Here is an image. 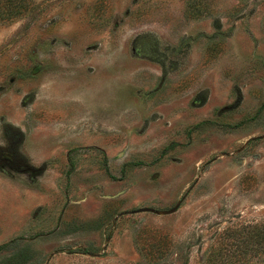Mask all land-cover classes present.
<instances>
[{"label":"rangeland","instance_id":"374dc122","mask_svg":"<svg viewBox=\"0 0 264 264\" xmlns=\"http://www.w3.org/2000/svg\"><path fill=\"white\" fill-rule=\"evenodd\" d=\"M260 223L264 0H0V264H264Z\"/></svg>","mask_w":264,"mask_h":264},{"label":"trees","instance_id":"16d2710c","mask_svg":"<svg viewBox=\"0 0 264 264\" xmlns=\"http://www.w3.org/2000/svg\"><path fill=\"white\" fill-rule=\"evenodd\" d=\"M246 233H247V237L245 238L246 239L245 244H240V246L237 245V248L242 247L243 248L242 252L243 253L245 252L246 255L249 253L250 256L252 253H256L258 251L264 252V224L260 223L258 225L246 226ZM1 248H4V247H0V249ZM210 263L212 264H232L229 261H221L218 263H214L210 261Z\"/></svg>","mask_w":264,"mask_h":264}]
</instances>
